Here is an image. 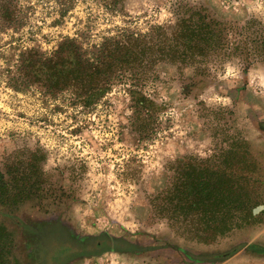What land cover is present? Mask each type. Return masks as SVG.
Masks as SVG:
<instances>
[{
  "label": "rangeland",
  "instance_id": "374dc122",
  "mask_svg": "<svg viewBox=\"0 0 264 264\" xmlns=\"http://www.w3.org/2000/svg\"><path fill=\"white\" fill-rule=\"evenodd\" d=\"M18 2L19 26L0 21V172L23 192L0 205L13 236L6 264H264V252L250 247L264 248V61L254 56L264 0H125L118 9L104 0ZM195 10L226 22L231 44L204 64H158L142 85L152 103L140 119L125 84L88 94L86 104L46 82V61L66 36L84 46L123 28L156 37V27L169 33ZM198 165L223 171L241 203L217 208L238 224L212 240L168 219L155 198L173 181L181 197L177 186ZM59 230L125 238L142 250L77 254L61 233L51 242ZM240 244L217 262L183 252Z\"/></svg>",
  "mask_w": 264,
  "mask_h": 264
},
{
  "label": "trees",
  "instance_id": "16d2710c",
  "mask_svg": "<svg viewBox=\"0 0 264 264\" xmlns=\"http://www.w3.org/2000/svg\"><path fill=\"white\" fill-rule=\"evenodd\" d=\"M18 1L0 0V21L11 26H19L20 23L16 19L20 16ZM104 1L111 7L117 8L125 0ZM228 27L226 22L195 10L188 16L179 17L169 33L162 27H156V37L153 36V32L140 33L123 28L114 35L103 37L99 43L84 46L78 38L66 36L46 61V82L52 90H76L78 98L84 99L83 102L86 104L89 101L88 94L101 95L117 84H125L134 104V114L140 119L141 114H145V108L152 103L143 91L142 85L155 80L156 66L163 62L187 67L195 66L204 64L213 54L220 52L224 54V50L231 44ZM254 56H259L260 60L264 61V35L255 43ZM25 59V67L32 68L31 62ZM222 175L224 174L220 169L195 166L192 171L186 173L177 186L181 197L175 200L176 191L173 181L162 198L161 196L155 198L157 203L164 200L161 210L168 219L188 223L193 227L196 236L212 240L238 224L237 215L232 213L221 216L217 209L221 210L227 205L225 208L230 211L241 204L240 200L232 199V195L236 192L232 180L228 178L223 182ZM23 180L24 178L22 182L26 185L24 189L33 187L30 185V180ZM20 194L23 192L13 187L0 172V205L15 204ZM225 195L226 200L223 198ZM56 233H61L67 242L73 241V245H76L74 252L77 254L98 255L107 250L119 252L142 250V247L125 238L104 235L80 240L60 230L50 231L51 242L55 243L61 239ZM56 235L59 236L57 239ZM12 237L0 224V264H6L8 260ZM243 246V244L236 245L225 252L192 253L187 250L183 252L192 261L198 263L217 262L232 256ZM250 247L264 252V248L260 246Z\"/></svg>",
  "mask_w": 264,
  "mask_h": 264
},
{
  "label": "water",
  "instance_id": "95a60500",
  "mask_svg": "<svg viewBox=\"0 0 264 264\" xmlns=\"http://www.w3.org/2000/svg\"><path fill=\"white\" fill-rule=\"evenodd\" d=\"M258 211V209H255V212Z\"/></svg>",
  "mask_w": 264,
  "mask_h": 264
}]
</instances>
